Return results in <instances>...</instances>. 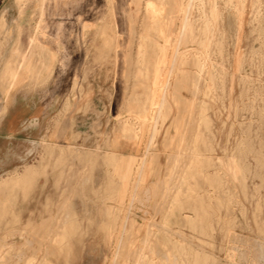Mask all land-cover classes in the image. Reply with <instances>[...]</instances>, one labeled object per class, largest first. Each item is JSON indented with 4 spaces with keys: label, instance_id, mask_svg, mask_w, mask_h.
Wrapping results in <instances>:
<instances>
[{
    "label": "rangeland",
    "instance_id": "obj_1",
    "mask_svg": "<svg viewBox=\"0 0 264 264\" xmlns=\"http://www.w3.org/2000/svg\"><path fill=\"white\" fill-rule=\"evenodd\" d=\"M225 1L217 0L223 17L210 49L218 70L216 86L211 96L205 97L204 80L196 95L192 89L194 59L183 58V54L187 56L199 47L183 41L181 46L177 40L182 19L177 17L179 0H164L165 10L159 17L168 41L152 27L153 0L132 3L123 18L128 33H103L92 38H87V30H83L87 21L85 1L72 3L76 16L69 17L70 3L0 0V19L8 25L7 31L0 29V123L25 101H43V111L47 107L56 111L53 117L41 115L43 121L37 126L44 134L33 144L0 143V182L30 180L26 192L20 186L8 195L0 186V205H7L0 216V259L10 258V264H44L47 260L50 264H140L142 254L144 259L148 254L150 264H162L170 243L175 242L183 243L180 245L186 249L183 255L176 254L183 264H195L196 258L199 264H264V0H260L257 11L252 10L250 2L247 4L242 29L236 25L235 9L227 8ZM68 25H74V33ZM143 36H148L146 48L141 44ZM221 37L219 47L215 40ZM96 42L104 48H95ZM151 42L163 45L167 57L158 58ZM177 45L182 56L175 60ZM153 63L161 66L158 75ZM49 65L53 72L47 78V71L42 69ZM7 66L15 70L12 79H5ZM53 75L57 80L49 81ZM151 77H156L153 90L157 105L161 107L166 98L172 107L166 121L158 125L153 141L155 111L148 112L150 121L145 132L135 137ZM202 101L209 104L206 114L211 121L208 131L202 130L213 148L205 152L199 144L203 156L213 160L214 168L209 166L206 174L228 175L219 189L208 187L202 177L197 180L202 200L208 205L212 231L207 234L194 231L188 222L194 217L188 206L196 202H188L185 209L172 206L170 197L166 198L170 192L164 194L161 184L179 147V178L192 165L191 150ZM29 126L36 124L26 122L18 128V134ZM107 153L136 159L127 188L119 187L114 175L124 172L126 164L118 161V170L114 171L105 159ZM142 161L144 174L139 177ZM112 210L116 217L111 216ZM63 227H69L70 236L63 238ZM57 238L62 248L53 244ZM130 248L131 253L127 252Z\"/></svg>",
    "mask_w": 264,
    "mask_h": 264
},
{
    "label": "bare ground",
    "instance_id": "obj_2",
    "mask_svg": "<svg viewBox=\"0 0 264 264\" xmlns=\"http://www.w3.org/2000/svg\"><path fill=\"white\" fill-rule=\"evenodd\" d=\"M170 1V0H169ZM219 1V0H218ZM111 2V0H110ZM109 2V3H110ZM186 2V3H185ZM226 7L227 8H234L235 9V15H236V25L238 27V29H242V26H243V23H244V14H245V8L247 6V4L250 2V6L252 8V10L254 11H257V9H259V5H260V0H226ZM176 3V2H175ZM164 7V9H163ZM151 9H153L155 12L154 14L151 16L152 17V27L159 31L161 33V38L162 40L164 41H168L170 40V38L166 37L164 35V30L161 28V22L159 20V17L162 15V12L165 10V6H164V0H156V3H154L152 6H151ZM178 15L177 17H182L181 20V29H180V36H179V39H177L178 41H180L181 43V46H182V41L183 42H194L196 43V45L199 47L198 50H195V52H191V53H187V56L185 54H183V58L187 57L189 59V57L193 58V63H194V66H195V72H194V76H193V84H192V89H193V92H194V95L197 94V91H198V88H199V83L204 80L205 81V88H204V96L205 97H210L211 96V93L213 91V89L215 88L216 86V78H217V74H218V70L216 69V66L215 64L212 62L211 58H210V49L212 47V43L214 41V38L216 36V33H217V25L222 21V12L220 11L219 9V5H218V2L217 0H209V2L207 0H179V3H178ZM198 12V14L195 15V18H193L194 16V12ZM259 11V10H258ZM257 13V12H256ZM251 16V15H250ZM198 17V18H197ZM169 18H171V16H169ZM197 18V19H196ZM171 23V22H170ZM111 25V24H110ZM89 27V26H88ZM111 27V26H110ZM169 27V25H168ZM7 28H8V25L6 23L3 22V18L0 19V29H3L4 31H7ZM83 30L86 31L87 30V22L84 23L83 25ZM84 33V32H83ZM170 33V32H169ZM229 35V34H228ZM106 36V35H105ZM169 36V35H168ZM106 38V37H105ZM156 38V37H155ZM148 36H143L142 37V47L143 48H146L147 44H149L148 42ZM176 39V38H174ZM173 39V40H174ZM156 41H158L156 39ZM216 43H217V46L221 47L222 46V42H223V37L219 38L218 40H215ZM159 42V41H158ZM172 42V41H171ZM152 43V42H151ZM165 44V42H164ZM152 45L154 46V50H156L158 53H157V57L158 58H165L167 57V53H165L164 51V46L159 44V43H152ZM180 45V44H179ZM177 45L176 46V51H175V54L173 55V58H176L175 60H177L178 58H181V51H179V46ZM161 52V53H160ZM221 52V50H220ZM144 57V56H143ZM174 60V61H175ZM166 62V61H165ZM176 62V61H175ZM176 63H174V66H175ZM220 65V64H219ZM238 67V66H237ZM175 68V67H174ZM225 68V67H224ZM223 68V69H224ZM44 69L47 71V78L52 74L53 72V67H51L50 65L49 66H45L42 71H44ZM160 69H161V66L160 64H156V63H153V70L154 72L158 75V72H160ZM238 69V68H236ZM174 70V69H173ZM183 71V70H182ZM238 71V70H237ZM228 73V72H227ZM15 74V70L11 67V66H7L6 69H5V72H4V75H5V79H12L13 76ZM188 74V73H187ZM231 74V73H230ZM230 74H229V77H230ZM247 74V73H246ZM156 78V77H155ZM155 78L151 77L149 80H150V84L148 86V92H147V95H146V98L145 100L143 101V103H141V110H142V114L140 116H138L139 118H137L139 121V127L138 129H136L137 131V136L135 137H138L140 135H142L144 131V129L147 127L146 125L148 124V119L150 121V118L147 119V114L148 112H152V111H155V114H154V129L152 130L153 131V135L151 137L154 138L156 137L157 133H158V125L160 123H163L166 121L167 117L169 116V114L171 113V105L169 103V101L162 97V104H161V107H159L157 105V102H156V99H155V96H154V86H155ZM169 79V78H168ZM168 81V80H167ZM263 82V81H262ZM77 83V82H76ZM234 84V83H233ZM169 87V85H166ZM166 86H165V89H166ZM75 87V86H74ZM164 94V92H163ZM175 94V93H174ZM165 95V94H164ZM203 96V97H204ZM177 97V96H176ZM177 100V99H176ZM183 101V99H182ZM185 101V100H184ZM211 101V100H210ZM213 101V100H212ZM71 102V101H70ZM178 102V101H176ZM186 102V101H185ZM194 102V101H193ZM25 104V103H24ZM82 104V103H81ZM180 104V103H179ZM195 104V103H192V105ZM215 104V103H214ZM191 105V106H192ZM194 107V106H193ZM209 109V104L206 103V102H203L200 104V114H199V118H198V122H199V125H198V129H197V132L195 134V146L192 148L191 152H192V156H191V159H192V165L185 171L184 173V177L182 178H179V174L178 173V169H179V164H180V152L181 151V148L179 147V151L177 154H175L173 156V158L171 157L172 159V163H171V166H170V171L167 175V178L161 182L162 184V188H163V193L164 194H168L170 192V196H166V198L170 197V202L173 205H177L179 207H182L184 208L185 205H187L188 202L190 201H195L196 202V205L195 206H188L189 209H192L194 211V217L193 218H188V222L191 226V228L194 230V231H201L203 234H207L208 230L211 228L208 223V217H209V212L208 210L206 209V206L203 202L202 199H204L203 195H201V187L199 186L198 184V179L199 178H204V180L206 181L208 187H215L217 186L218 189L220 186L223 185V179L225 176H228V175H224V174H217L216 172L215 175H211L209 174V176L206 174L207 172V168L210 166H212V158H209V157H205L203 156V149L205 152H211L213 151V148L210 146V144L207 143L206 141V138H205V135H204V131L202 130L203 128H205L207 131L209 129V126H210V117L208 118L207 116V111ZM151 117V116H150ZM247 121V120H246ZM250 121V120H249ZM244 122V121H243ZM252 123V122H251ZM131 125V124H130ZM224 126V125H223ZM133 127V126H131ZM129 131V130H128ZM134 131H135V128H134ZM125 136H129V137H132L131 135L127 134ZM134 136V135H133ZM181 137V136H180ZM139 138V137H138ZM183 136L181 137L180 141H182L183 139ZM153 141V139H152ZM46 142V141H45ZM152 143V142H151ZM153 144V143H152ZM199 144H202L203 145V149L200 148ZM71 146V145H70ZM73 147V146H72ZM149 149V148H148ZM148 153V152H147ZM149 154V153H148ZM189 154V153H188ZM106 155H108L107 160L110 161V165L112 166L113 170L114 171H117L118 170V161L120 162H124L126 164V168L124 170V172H121V173H114V175L116 176L117 180H119L118 184L120 185L119 187L121 188H125L128 184V182L131 180V178L133 177L134 175V172H135V166H136V159L134 158V156L132 157H124V156H120V155H116L114 153H107ZM169 159L168 162L171 160ZM145 160V159H143ZM155 161V160H154ZM145 162V161H144ZM144 162L142 161L140 163V166H139V171H138V175L139 177H142L143 174H144ZM220 162V161H218ZM221 164V162H220ZM213 167V166H212ZM214 168V167H213ZM220 169V168H219ZM230 169V168H229ZM99 170V169H98ZM224 171V170H222ZM151 172V171H150ZM220 172V171H219ZM225 172V171H224ZM223 173V172H222ZM114 176V177H115ZM230 176V175H229ZM113 177V176H112ZM113 177V178H114ZM236 177V176H235ZM234 177V178H235ZM159 178V177H158ZM164 178V177H163ZM233 178V179H234ZM112 179V178H111ZM225 180V179H224ZM231 179L229 178L227 180V182H229ZM237 180V178H236ZM238 181V180H237ZM30 180L29 179H20V178H14V179H11V180H8V181H5V182H0V186L3 188V190L8 194V195H11L12 192L20 186L22 187L23 191L26 192V190L29 189V186H30ZM204 182V181H203ZM135 183V182H134ZM137 183V182H136ZM156 183V182H155ZM154 184V183H153ZM157 184V183H156ZM160 184V183H159ZM205 184V182H204ZM232 184V183H231ZM229 185V183L227 184ZM153 186V185H152ZM224 186V185H223ZM226 186V184H225ZM136 187V185L134 186ZM157 187V186H156ZM127 188V187H126ZM154 188V186H153ZM161 188V189H162ZM205 188V187H204ZM223 188V187H222ZM151 190V188H149ZM155 189V188H154ZM114 190V189H113ZM122 190V189H121ZM134 192H135V189H133ZM205 190V189H204ZM140 191V190H139ZM148 191V190H147ZM155 191V190H154ZM117 192H118V189H117ZM153 190L151 191V194H152ZM210 191H208L209 193ZM219 192V191H217ZM119 193V192H118ZM146 193V192H145ZM156 193V192H154ZM220 193V192H219ZM226 193V192H224ZM228 193V192H227ZM113 194V193H112ZM131 194V193H130ZM134 194V193H133ZM148 194V193H147ZM163 194V195H164ZM203 194V193H202ZM205 194V193H204ZM118 195V194H117ZM132 195V194H131ZM130 195V196H131ZM144 195V194H143ZM153 195V194H152ZM208 195L207 193L205 194V196ZM219 195V194H218ZM110 196V195H109ZM154 196V195H153ZM209 196V195H208ZM208 196H206L208 198ZM212 196V195H211ZM243 196V195H242ZM12 197V196H11ZM117 197V196H116ZM120 197V196H119ZM118 197V198H119ZM132 197V196H131ZM165 197V196H164ZM210 197V196H209ZM221 197V195H220ZM219 198V200L221 201V203L223 202V198L221 197ZM141 198V197H140ZM151 198V196H150ZM197 198L200 199L199 202H197ZM117 199V198H116ZM131 199V198H130ZM138 199V198H137ZM143 199V198H142ZM147 199V198H146ZM154 199V198H153ZM209 200H211L210 198H208ZM214 199V198H213ZM225 199V198H224ZM228 199V198H227ZM216 200V198H215ZM214 200V201H215ZM129 201V200H128ZM135 201V200H134ZM159 201V200H158ZM161 201V200H160ZM168 202V200H166ZM212 201V200H211ZM217 201V200H216ZM215 201V202H216ZM1 200H0V204H1ZM6 202V201H5ZM8 202V201H7ZM132 202V201H131ZM219 202V201H218ZM155 203V201H154ZM166 203V202H165ZM208 203V202H207ZM229 203V202H228ZM158 204V203H157ZM209 204V203H208ZM212 204V203H211ZM230 204V203H229ZM166 205V204H165ZM164 205V206H165ZM223 205V203L221 204ZM161 206V205H160ZM225 206V205H223ZM234 206V205H233ZM169 207H170V204H169ZM175 207V206H174ZM214 207V206H213ZM212 206H210V208L212 209L213 208ZM218 207V206H216ZM227 207H231L229 205L226 206ZM0 208L2 210V213L0 214V216H3L4 213L6 212V209H7V205H0ZM164 208V207H163ZM223 208V207H222ZM114 209V208H113ZM118 209V208H117ZM115 209V210H117ZM167 209L169 210V208L167 207ZM167 209L165 211H167ZM185 209V208H184ZM210 209V210H211ZM230 209V208H229ZM120 210V209H119ZM118 210V212L120 213V211ZM219 210H220V207H219ZM176 211V210H175ZM216 211V210H215ZM221 211V210H220ZM229 211V210H228ZM212 212V211H211ZM233 212V211H232ZM111 216H115V211L112 210L111 212ZM168 214V212H167ZM171 214V213H170ZM216 214V213H214ZM217 214H218V210H217ZM117 215V213H116ZM119 216V215H118ZM220 216V215H219ZM227 216V215H226ZM116 217V216H115ZM167 217V216H166ZM211 217V216H210ZM218 217V216H217ZM221 217V216H220ZM219 217V218H220ZM232 217V216H231ZM112 218V217H111ZM168 218V217H167ZM185 218V217H184ZM218 218V219H219ZM224 218V217H223ZM230 218V217H228ZM117 219H119L117 217ZM126 218H124L125 220ZM187 219V218H186ZM212 219V218H211ZM232 219V218H231ZM115 220V219H113ZM166 220V219H164ZM222 220V219H221ZM224 220V219H223ZM126 221V220H125ZM226 221V219H225ZM234 221V220H233ZM231 220V222H233ZM224 222V221H223ZM227 222V221H226ZM225 222V224H227ZM73 223V222H72ZM122 223V222H121ZM166 223V222H165ZM213 223V222H212ZM211 223V224H212ZM123 224V223H122ZM124 224H126L124 222ZM162 224V223H161ZM167 224V223H166ZM221 224V223H220ZM224 224V225H225ZM70 225V224H69ZM73 226V224H71ZM151 225V224H150ZM148 225V226H150ZM170 225V224H169ZM223 225V223H222ZM123 226V225H122ZM165 227H167L165 224H164ZM171 226V225H170ZM214 226V224H213ZM228 226V225H227ZM152 227V226H151ZM230 227V226H229ZM227 227V228H229ZM160 228V227H159ZM162 228V227H161ZM169 228V227H168ZM221 228V227H220ZM226 228V229H227ZM231 228V227H230ZM63 238H65L67 235L70 234V231H69V227H63ZM72 229V228H71ZM74 229V228H73ZM73 229L71 230V232L73 231ZM122 228H120L121 230ZM152 228H150L151 230ZM214 229V228H212ZM119 230V231H120ZM211 230V229H210ZM225 230V229H223ZM222 230V231H223ZM126 231V230H125ZM212 231V230H211ZM122 230L120 231V235L123 234L121 233ZM148 232V231H147ZM230 232V235H231V231L228 230V233ZM213 233V232H212ZM226 233V232H225ZM155 234V233H154ZM158 234V233H157ZM152 235V234H151ZM164 235V234H163ZM70 236V235H69ZM129 236V235H128ZM156 237V235H153ZM229 236V235H228ZM122 238V235L119 236ZM150 237V235H149ZM205 237V236H204ZM117 238V237H116ZM158 238V237H157ZM165 238V237H164ZM163 238V239H164ZM142 239V238H141ZM159 239V238H158ZM157 239V240H158ZM119 240H121L119 238ZM165 240V239H164ZM167 240V239H166ZM202 240V239H201ZM150 241V240H149ZM160 241V240H158ZM181 241H183L181 239ZM54 242V240H53ZM63 242V241H62ZM146 242V241H145ZM180 242V241H179ZM184 244L186 242L183 241ZM203 242V241H202ZM60 241H59V238L56 239V241L53 243L54 245H60ZM65 243V242H64ZM135 243V242H134ZM141 243V242H140ZM148 243V242H147ZM144 244V246H146V244ZM178 243V241H177ZM207 243V242H206ZM126 244V243H124ZM131 244V243H130ZM143 244V243H142ZM151 244V243H150ZM157 244V243H156ZM159 244V243H158ZM163 244V243H162ZM180 244H183V243H180ZM180 244H176L175 242L174 243H170V251H169V254L166 258L163 257L164 261H162L161 259L162 258H158L161 260L160 262H163L164 264H183L184 260L182 261L181 258L180 260L178 261L177 260V252H178V255H183V251L186 250L185 247H183V245H180ZM192 244V243H190ZM201 244V243H199ZM203 244V243H202ZM201 244V245H202ZM31 245V244H30ZM148 245V244H147ZM164 245V244H163ZM187 245H188V242H187ZM200 245V246H201ZM6 246V245H5ZM8 246V245H7ZM125 245H123L124 247ZM149 246V245H148ZM161 246V245H160ZM194 246V245H192ZM206 246V245H205ZM1 247V246H0ZM4 247V246H2ZM11 247V246H10ZM33 247V246H32ZM60 248H62L61 246H59ZM119 247V245H118ZM127 247V246H126ZM126 247L124 248L126 250ZM152 247V246H151ZM164 247H166L168 249V247L166 245H164ZM188 247V246H187ZM198 247V246H197ZM5 248V247H4ZM9 248V247H8ZM59 248V249H60ZM128 248H129V245H128ZM147 248V247H146ZM163 248V247H162ZM192 248H195V247H192ZM202 248V246H201ZM200 248V249H201ZM119 249V248H118ZM139 249V248H138ZM137 249V250H138ZM154 249V248H153ZM165 249V248H164ZM197 249V248H196ZM199 249V247H198ZM203 249V248H202ZM149 250V249H148ZM151 250V249H150ZM149 250V254L153 251L150 252ZM160 250H161V247H160ZM123 251V250H122ZM131 251V248L129 251L127 252H130ZM157 251V250H155ZM163 251V250H162ZM165 251H168L165 249ZM163 251V253L165 252ZM182 251V252H181ZM204 251V250H203ZM206 251V250H205ZM204 251V252H205ZM3 252V251H1ZM8 252V251H7ZM118 252V251H117ZM126 252V253H127ZM132 252V251H131ZM130 252V253H131ZM185 252V251H184ZM198 252V251H197ZM195 253V255H198V253ZM129 253V254H130ZM140 253H142L140 251ZM153 253V252H152ZM162 252L160 251V254ZM168 253V252H166ZM206 253H209V252H206ZM5 256L6 254L3 253ZM9 254V253H8ZM117 254V253H116ZM123 254H124V251H123ZM135 254V253H134ZM155 254V253H154ZM152 254V255H154ZM157 254H158V251H157ZM203 254V253H202ZM205 254V253H204ZM119 255V254H118ZM125 255V254H124ZM123 255V257H124ZM128 255V254H127ZM131 255V254H130ZM130 255H128L130 257ZM136 255V254H135ZM134 255V256H135ZM144 254H142L143 256ZM146 255L148 256V254H145V258L147 259ZM151 255V256H152ZM206 255V254H205ZM48 256V255H47ZM138 256V254H137ZM136 256V257H137ZM141 256V255H140ZM139 256V257H140ZM140 257V261L139 263L140 264H150L149 261H147L146 259H144V257ZM161 256V255H160ZM185 256V255H184ZM209 256V255H208ZM211 256V255H210ZM122 257V256H121ZM162 257V256H161ZM182 257V256H181ZM199 257V256H198ZM205 257V256H204ZM207 257V256H206ZM212 257L213 254H212ZM211 257V258H212ZM232 257V256H231ZM134 258V257H133ZM152 259H154L153 257H151ZM157 258V259H158ZM120 259V257H119ZM122 259V258H121ZM138 260V257L136 258ZM159 259L157 261H159ZM194 259V258H193ZM201 259V258H200ZM205 259V258H204ZM213 259V258H212ZM115 260V259H114ZM125 260H126V256H125ZM149 260V258H148ZM209 260V259H207ZM31 261V260H30ZM32 261H34L32 259ZM127 261V260H126ZM194 261V260H193ZM199 260L196 258L195 259V264H199L198 262ZM204 261V260H203ZM206 261V260H205ZM213 261V260H212ZM51 262V261H49ZM47 261L44 262V264H50ZM115 262V261H114ZM117 262V261H116ZM159 262V263H160ZM123 263V261H122ZM125 263V262H124ZM123 263V264H124ZM127 263V262H126ZM155 263V262H154ZM162 263V264H163ZM189 263V262H188ZM194 263V262H192ZM205 263V262H204ZM0 264H10V258H1L0 259ZM26 264H32L31 262L29 263V261L26 263ZM52 264V263H51ZM115 264V263H114ZM137 264V263H136ZM185 264V263H184ZM191 264V263H189ZM206 264V263H205ZM233 264V263H232Z\"/></svg>",
    "mask_w": 264,
    "mask_h": 264
},
{
    "label": "crops",
    "instance_id": "obj_3",
    "mask_svg": "<svg viewBox=\"0 0 264 264\" xmlns=\"http://www.w3.org/2000/svg\"><path fill=\"white\" fill-rule=\"evenodd\" d=\"M46 1V0H44ZM59 3H72L77 1L87 2V38L92 35L97 36L103 33H115L120 36L129 32V28L124 24V19L131 7L132 3L137 0H51ZM156 1V0H153ZM110 2V3H109ZM69 5L68 16L75 17L76 11L73 5ZM65 12V11H64ZM111 24V25H110ZM89 26V27H88ZM111 26V27H110ZM67 28H71V32L74 31V25H68ZM85 32V33H86ZM132 32V31H131ZM134 32V31H133ZM88 43V42H87ZM98 49H103L101 42H96ZM52 76V75H51ZM56 75H53V79L49 81H55ZM40 102V101H39ZM37 100L25 101L16 108L14 111H9L5 121L0 123V143H16L23 145H30L34 143V140L41 138L44 134L43 129H39L37 124L43 121L41 115L50 114L51 117L56 114L53 107H47V111H43L46 108L40 104ZM11 108V107H10ZM50 109V110H49ZM28 121L36 124L35 126L26 127L24 131L18 134V128ZM14 159V157L12 158Z\"/></svg>",
    "mask_w": 264,
    "mask_h": 264
}]
</instances>
